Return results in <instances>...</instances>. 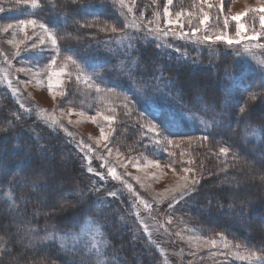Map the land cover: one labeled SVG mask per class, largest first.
<instances>
[{
	"label": "trees",
	"instance_id": "trees-1",
	"mask_svg": "<svg viewBox=\"0 0 264 264\" xmlns=\"http://www.w3.org/2000/svg\"><path fill=\"white\" fill-rule=\"evenodd\" d=\"M5 1L0 0L2 12L9 6ZM150 1L158 8L167 3L166 0H157L155 4ZM38 3L40 8L31 15L54 30L59 38L60 53L86 61L88 66L101 72L110 87L132 93L145 119L161 125L160 130L170 139L188 141L193 138L191 144L184 145V141L173 152L175 165L184 168L189 160H193L191 167L200 177V184L191 194L194 200H190L201 216L203 227L199 226L205 231L237 238L264 256L261 251L264 249V157L253 160L251 156L252 152L264 149V139H244L242 136L246 123L264 126L263 65L254 64L256 60L250 62L225 45L215 46L213 50H196L173 38L157 40L143 28L140 32L124 29L126 21L111 0H38ZM180 9L194 17L203 7L194 0H173L171 12ZM206 13L209 22L213 23L211 12ZM109 26L124 31L100 30ZM222 29L232 34V25ZM128 36L135 39L129 40ZM130 43L134 45L131 49L128 48ZM157 44L161 46L157 47ZM130 61H138L139 70L134 75L139 83L151 82L147 91H138L139 84L126 74ZM194 76L206 79L208 86L195 91L186 84ZM253 92L260 95L255 102L249 103L248 111L242 117L239 109ZM203 107L207 108L206 112L201 110ZM192 113L209 122L215 117L219 123L206 129L198 120L189 118ZM16 116L20 119L16 120ZM9 121L12 126L0 131V174L7 171L0 180V244L4 245L0 249V264H68L73 258L79 260L82 252L73 257L61 251L58 241L40 243L39 238L46 234L45 225L70 228L78 217L96 215L104 225L103 232L108 241L104 259L109 264H163L156 248L142 233L135 232L133 219L126 217L124 199L122 204L120 202L122 209L116 210L104 188H94L92 176L89 178L82 169L79 152L68 138L39 122L32 113L18 108L13 97L0 87V129L6 128ZM118 128L115 130H120L119 134L114 131L115 144L131 154L140 152L145 157L157 158L168 155L163 144L159 148L147 145V135L135 125H127L124 134L122 127ZM204 136L209 139L207 146L202 147L199 138ZM221 146L230 147L238 157L227 158L229 167L226 171H221L225 157L217 158L208 152L209 147L215 152ZM40 154L47 156L46 161L52 167L61 162L69 165L70 172L66 175L57 167L54 171L63 182L64 195L58 201L48 197L39 202L36 196L50 184L40 182L42 186L38 191L32 189L31 183L15 186L13 197L17 200L18 212L14 222L8 203L4 201V193L9 191L8 181L18 171L32 181L46 180L39 173ZM209 189L214 196H209ZM76 195L80 196V201L76 200ZM21 197L26 203L20 202ZM66 204L72 206L65 207ZM188 210L192 212V209ZM118 211L123 212L125 219ZM45 213L49 215L45 216ZM226 214L236 215L238 220L232 223ZM255 217L261 218L259 223L243 226L244 221L249 223ZM22 220L24 226L35 227L38 231L25 234L21 228L18 233L17 224Z\"/></svg>",
	"mask_w": 264,
	"mask_h": 264
},
{
	"label": "rangeland",
	"instance_id": "rangeland-1",
	"mask_svg": "<svg viewBox=\"0 0 264 264\" xmlns=\"http://www.w3.org/2000/svg\"><path fill=\"white\" fill-rule=\"evenodd\" d=\"M111 1L121 11L124 21L131 24V18H135L137 23L141 25V28L147 32L148 29L145 25L148 24L149 20L155 19L153 16L154 12H159L160 17L155 24L149 25V27L155 28L156 24H158L163 30L178 34L183 32L189 36H192L193 28L198 30L192 39H181L179 36L173 37L169 35L162 37L160 40L173 38L174 40L189 44L191 48L196 50L203 48L213 50L215 46L228 45L225 41H216L215 43H198L197 41L204 35H211L215 39L216 35L224 33L227 38L233 41H241L239 44L234 43L232 46H228L238 52H242L245 45L251 47L257 43L264 44V35H260L261 25L259 20L260 15H264V13L249 12L246 16L241 17L240 23L244 24L245 28L241 30L240 37L236 36V21L230 19L245 9L264 6L263 0H207V3H204L203 0H194L198 5L203 7V11L199 9L195 13L197 16L194 17L184 11L185 9L177 10L176 12L182 13L180 17H177L175 15L176 12H171L170 6V14L168 17H165L163 15L164 7L158 8L152 5L150 0H135L133 11L129 13L127 7H121L118 0ZM6 3L9 6L4 8L3 12L0 11V87L6 89V92L13 97L18 108L22 111L29 114L27 110L30 109V113L39 122L60 131L68 138V141L79 152L82 169L87 172L89 178L92 176L95 182L94 184L96 185H94V188H104L105 195L109 197V201L113 203L116 210L122 209L121 200L122 198L124 199L125 211L127 213L126 217L129 216L133 219L135 232L137 234L142 233L147 242L156 248L163 264H249L247 261L241 262L237 260L235 256L227 255L229 250L223 248V240L230 241L232 244L238 243L244 245V248L239 250L234 247L231 248V252L240 251L242 254L247 255L249 252L254 251L257 253V256H263L259 251L246 246V244L237 238L228 237L219 233L223 236L222 240L221 237L217 236V232L209 231L208 229L206 231L203 230L201 216L193 208L195 206L191 201L194 199L191 195L174 203L170 209L168 204L171 201V197L167 194L166 190L175 187L181 181V177L185 175L183 169L190 167L189 164L184 168L175 165L173 150L178 148L177 144H168L163 139L167 135L161 130L159 131L162 135L149 131L147 125L150 120L141 116L142 112L132 93L124 92L120 88L110 87L109 83L101 76V72L96 67H88L86 74L93 72L99 74V78H94L90 82H86L83 78L77 82L76 76L79 73L75 65L70 63L63 69L62 74L55 75V73L60 71L64 58L69 56L60 53V42L57 34L55 33L58 38L59 55H57L50 40L47 39V36L38 27L41 22L37 20V27L35 29L31 26H24L23 32L17 29H7L5 31L8 24L16 25L22 19H35L31 14H26L24 7L17 5L15 0H7L5 1ZM125 3L131 4V0H125ZM209 4L212 5L211 8L208 7ZM221 5H223L222 12L220 11ZM206 11H210L213 15V23H210L209 19H207L204 24H201L200 20L204 19V13ZM141 12H143V16H141ZM216 12L217 14H214ZM225 17L229 18L228 24L232 25V34L222 29L224 27ZM168 20L171 23H167ZM129 28L130 30H136L133 27ZM14 31L15 35H13ZM254 35L258 36L257 40L243 39L245 36L252 37ZM42 36L45 39L44 45L38 46L35 49L31 48L32 44H39V39ZM153 37L156 39L154 35ZM9 40L14 42L8 43ZM20 41H23V43H19ZM17 44L19 45L18 48L16 46ZM17 52H19L18 55H16ZM253 53L254 55L245 54L244 56L249 61L251 60L250 62L256 60L257 62L253 61L254 64L264 60V55H262L264 49L253 48ZM53 56H56L57 59L55 64L50 65L49 62ZM73 57L80 61L77 57ZM46 65H48L47 68L45 67ZM20 68L31 69V71H17ZM37 72H39V79L41 81L39 85L34 78ZM69 73H71V76H69ZM49 77H51V92H49ZM96 84H99L100 91L96 90ZM186 84L195 91H198L204 86H208L206 79L204 80L202 77L199 79L196 76L190 77ZM13 89L16 90L15 94H13ZM106 89H112V91L109 92ZM62 92H66L67 95L62 96ZM53 96H55V99H53ZM21 103L24 104L23 109L20 107ZM125 103L128 105L127 108L124 107ZM41 109L56 117L58 124L53 126L50 119L47 121L45 119H38V114ZM69 109H72V111L69 112ZM98 113L99 115H97ZM105 116H112L113 119L111 121L105 120ZM92 117L96 118L95 121H93ZM198 122L200 121L198 120ZM60 125H63V127H60ZM127 125L133 127L135 125L145 132L148 138L146 144L150 147L155 146L159 148L163 144L167 148L166 152L168 155L164 158L153 156L145 157L140 152L131 154L125 148L116 145L114 131H117L119 134L120 130L115 129L122 127L121 132L124 134ZM102 128L104 129L105 138H101ZM223 132L227 133L224 130ZM97 139L100 140L99 144L96 142ZM172 140L180 142V145L184 141V145L189 144L186 140L181 141L175 138ZM80 141H83L85 145H89L95 151L89 152L88 148L81 147ZM105 145H107V148H111V153L107 151ZM86 155L91 156V167L96 172L101 173L103 179L94 172L87 170L88 161L84 159ZM98 156L103 157V159L97 158ZM251 156L253 160H258L260 157L263 158L264 149L261 152H252ZM39 157V173L46 177V180H40V182L44 181L53 187L50 188L49 186V188L40 191L36 199L42 202L43 198L53 197L54 201H58L61 196L59 192L63 193L64 189L62 188L63 182L58 180L57 174L54 171L57 167L60 173L66 175V173L70 172L69 165L61 162L58 166L52 167L51 163L46 161L47 156L45 154H40ZM102 164L105 166L101 167ZM109 168H114L116 174L121 179H113L108 174ZM190 177L191 175H189ZM125 184L129 187H125ZM111 192H116L117 195L114 197L108 195ZM209 196H214L211 189H209ZM75 198L80 201L79 195H76ZM141 201H146L151 204V210L146 209L144 203ZM187 208L192 209V212ZM118 212L122 219H125L123 212ZM226 216H228L232 223L238 220L236 215L230 216V214H226ZM169 217H171V222H169ZM260 219L255 217L249 223L244 221L243 226L255 225V223H259L258 220ZM145 226L147 227V231L145 230ZM177 233H180V235H177ZM197 236L216 239L217 246H209L207 248L196 247L194 246V242L187 239V237L195 238ZM84 239L90 240L91 237L88 236ZM72 243L71 240H68L67 246L71 247ZM80 246L82 247V244Z\"/></svg>",
	"mask_w": 264,
	"mask_h": 264
},
{
	"label": "snow or ice",
	"instance_id": "snow-or-ice-1",
	"mask_svg": "<svg viewBox=\"0 0 264 264\" xmlns=\"http://www.w3.org/2000/svg\"><path fill=\"white\" fill-rule=\"evenodd\" d=\"M15 2L17 5H22L24 7L26 14H31L32 11L38 10L40 8L38 0H15ZM118 2L121 5V7H127L129 13H131L133 11V8L135 6V0H131V4H126L125 0H118ZM156 2H157V0H153L154 4ZM203 2L207 3V0H203ZM172 3H173V0H167V3L165 4L164 11H163V15L165 17L169 16V14H170L169 13V6L172 5ZM208 7L211 8L212 5L209 4ZM0 11H2V9H0ZM201 11H203V9H201ZM220 11L221 12L223 11V5H221ZM249 12L264 13V6H262L260 8L245 9L243 12L237 13L236 15H234L230 18L231 20L236 21V36L237 37L241 36V30L245 28V25L240 23L241 17L246 16ZM181 14H182L181 12L175 13V15L177 17H180ZM189 15H191V13H189ZM141 16H143V12H141ZM153 16L155 19L149 20L148 24L145 25V27H147V29H148V35H154L157 40L161 39L162 37H167L169 35H172L173 37L179 36V38H181V39H192L193 37H195L196 32L198 31L197 29L193 28L192 29V36H189L187 33H183V32L178 34L176 32L163 30L159 27L158 24H156L155 28L149 27V25L155 24L156 21L159 20L160 13L154 12ZM207 19H208V14L204 13V19L200 20V23L204 24ZM259 20H260V25H261L260 35H264V15H260ZM167 23H171V21L168 20ZM228 23H229V18L225 17L224 18L225 28H227ZM24 26H31L33 29H35L37 27V21L35 19H28V20L22 19L16 25L8 24L5 28V31L7 29H17L20 32H23ZM89 26H91V25H89ZM38 27L47 36V39L50 40L52 46L56 50L57 55H59V45L57 42L58 38H57L55 32L53 30H50L49 26L47 24H44V23H40L38 25ZM129 27L135 28L137 32L141 31V25L139 23H137L135 18L133 19L131 24L125 22L124 29H127ZM124 29L118 30L115 26H109V27L101 28L100 30L101 31H109L110 30L113 33H116L117 31L123 32ZM13 35H15V31L13 32ZM127 38L129 40L135 39V37H133V36H128ZM243 39L257 40L258 36H256V35H254L252 37L245 36V37H243ZM216 41H225L228 46H232L234 43L239 44L241 42L240 40L233 41L232 39L227 38L224 33H220V34L216 35L215 39H213V37L211 35H204L197 42L198 43H215ZM13 42L14 41H12V40L8 41V43H13ZM19 43H23V41H20ZM44 43H45V39L42 36L39 39V44H32L31 48L35 49L38 46H43ZM16 46L18 48L19 45L17 44ZM160 46H161L160 44H157V47H160ZM133 47H134V45H132L131 43L128 45L129 49H131ZM168 47H171V45H168ZM253 48L264 49V44L257 43L256 45L251 46V47L248 45H245L243 51L237 53V55H245V54H253L254 55ZM177 51H179V49H177ZM18 54H19V52L16 53V55H18ZM262 55H264V53H262ZM5 59H7V58H5ZM56 59H57L56 56H53L51 61L49 62L50 65L55 64ZM69 63L72 65H75V67L79 73L76 76L77 82H79L81 80V78H83L86 82H90L94 78H99V74L95 73V72H93L91 74H86L88 71V67H89L87 65V62L82 61V60L78 61L72 55L66 56L64 58V61L62 63L60 71L55 73V75L62 74L63 69L65 67H67V65ZM258 64L264 65V60L258 61ZM45 67L47 68L48 65H46ZM136 70H139L138 61H130L128 66H127L126 74L132 79V81L134 83L139 84L138 91L145 92L149 88L151 82L148 80H145L144 83H142V84L139 83L138 78L134 75V72ZM17 71H19V72H30L31 69L20 68ZM69 76H71V73H69ZM34 78L36 79V82L39 85L41 83V81L39 79V72H37L35 74ZM90 86H91V84H90ZM96 90L97 91L101 90L99 84H96ZM15 91L16 90L13 89V94H15ZM106 91L111 92L112 89H106ZM49 92H51V77H49ZM61 95L66 96L67 93L62 92ZM258 95H260V94L255 93V92L249 94L248 99L244 102V104L239 109V112H240L242 117L245 116V114L247 113L249 103L255 102L258 98ZM53 99H55V96H53ZM20 107L23 109L24 104L21 103ZM124 107L125 108L128 107L127 103H125ZM201 110L206 112L207 108L203 107ZM27 111L30 114L31 110L29 109ZM71 111H72V109H69V112H71ZM97 115H99V113ZM141 116L143 117V114H141ZM189 118L194 119V120H199L201 125L206 129H211L212 127L218 125V123H219L215 117H213L212 121L209 122L207 120H204L202 117L198 116L196 113H192ZM19 119H20V117L16 116V120H19ZM38 119H45L46 121L50 119L51 124L53 126L58 124V119L56 117L52 116L51 114L46 113L45 110H43V109L40 110V113L38 114ZM92 119H93V121H95L96 118L92 117ZM104 119L111 121L113 118H112V116H105ZM69 122L71 123V121H69ZM11 126H12V122L9 121L7 127L0 129V131H6ZM60 127H63V125H60ZM147 127H148L149 131L156 132L158 135H162V133H160V131H159L161 125L150 121L149 124L147 125ZM69 135H71V133H69ZM242 136L244 139H248L249 137H252V138L259 137L261 139H264V126H259V125L254 126V125H251L249 123H246ZM101 138H105L103 128L101 129ZM163 139L168 144L176 143L177 146H180V142L173 141L172 139H169L167 136H164ZM208 139H209L208 136H204V137L199 138V140L202 141V144H201L202 147L207 146L206 142L208 141ZM96 142H97V144H99L100 140L97 139ZM157 142H159V141H157ZM188 142H189V144H191L193 142V138H188ZM80 145L83 148H88L89 152L95 151V150L91 149L89 145H85L83 143V141H80ZM105 147L107 148V145H105ZM107 151L109 153H111L112 150H111V148H107ZM208 152H209V154L216 156L217 158H219L220 156L225 157V160L223 161L224 168L221 169V171H226V169L229 167V164L227 162V158L229 156H231L233 159L238 158L237 154L232 152L230 147H226V146L219 147L218 150L215 152H213V150L209 147ZM188 154L191 155V153H188ZM183 155H184V153H181V156H183ZM97 158L103 159V157H100V156H98ZM84 159L86 161H88L87 170L89 172H94L97 176H101V179H103V175L99 172H96L95 169L91 167V156L86 155L84 157ZM187 163L190 165V167H186L183 169V172L185 173V175H183L181 177V181L178 182L175 187L166 190L167 194L171 197V201L168 204V207L170 209L173 207L174 203H176V202L182 200L184 197L189 196L192 193H194L196 191L197 186L201 182L200 177H198L196 175V169L191 167V165L194 163V161L189 160ZM104 166H105L104 164L101 165V167H104ZM200 172L202 175L203 174V164L202 163L200 165ZM189 173H191L190 178L188 175ZM108 174L111 175L113 179H121L116 174V171L114 168H109ZM3 175H7L6 170H4L2 174H0V180L3 179ZM262 179H264V178H262ZM29 183H31V187L35 191H38L39 188L42 186L39 180L32 181L30 179V177L22 176L20 174V171L15 173L13 175V177L8 181L9 191L7 193H4V201L8 203V210H9V213L13 215V221L14 222L16 220L15 213L18 212V203H17V200L13 197L14 188L17 185L24 186V185L29 184ZM93 183H95V182H93ZM43 186L47 187V185H43ZM125 187H129V186L127 184H125ZM0 190H2V186H0ZM93 190L99 191V189H93ZM63 195H64V193H61V196H63ZM108 195L114 197L117 195V193L111 192V193H108ZM82 198H83V192H81V199ZM20 202L26 203V199L21 197ZM141 202L144 203L146 209L151 210V208H152L151 204H149L146 201H141ZM158 202H162V201H158ZM68 206H72V205H70V204L65 205V207H68ZM36 214L38 215L39 212H37ZM47 215H49V214L45 213V216H47ZM137 215H139V214L137 213ZM169 222H171V217H169ZM27 223L30 224V221H28ZM103 227H104V225L99 221L98 215H96V216H84L83 218L78 217L77 220L73 223L72 227H70V228L58 229L55 225H51V226L45 225L44 231L46 234H45V236L40 237L39 241H40V243H43L45 241H48V242L59 241V246H60L61 251H66L73 257H75V254L77 252L83 253V255L79 258V260L73 258V259L68 261V264H109V262L105 261V259H104L105 249L108 245V241H107V238L105 237V234L103 232ZM21 228H23V231L25 234H33V233L38 231V229L35 227L24 226L23 220L21 221V223L17 224V232L18 233L21 231ZM145 230L147 231L146 226H145ZM177 235H180V233H177ZM88 236H90L91 239L85 240L84 238L88 237ZM217 236L221 237V239L223 240L222 234L218 233ZM149 238L151 240L150 236H149ZM181 238L185 239L184 237H181ZM187 239L191 242H194V246H196V247L207 248L209 246H213V247L217 246V240L216 239H208V238L201 237V236H197L195 238L187 237ZM68 240H71L73 242L71 247L67 246ZM81 244H82V247L80 246ZM233 247L235 249L239 250V249L244 248V245H241L238 243L232 244V242H230V241L223 240V248L226 250H229L227 255L235 256L237 260H239L241 262L247 261V262H249V264H264V256H257V253L254 251L249 252L247 255L242 254L240 251L231 252L230 249ZM3 248H4V245L0 244V249H3ZM261 251H264V249H261Z\"/></svg>",
	"mask_w": 264,
	"mask_h": 264
}]
</instances>
